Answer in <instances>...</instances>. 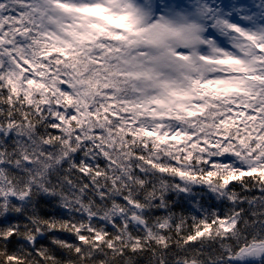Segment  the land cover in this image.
Instances as JSON below:
<instances>
[{
	"label": "snow or ice",
	"instance_id": "obj_1",
	"mask_svg": "<svg viewBox=\"0 0 264 264\" xmlns=\"http://www.w3.org/2000/svg\"><path fill=\"white\" fill-rule=\"evenodd\" d=\"M0 245L264 264V0H0Z\"/></svg>",
	"mask_w": 264,
	"mask_h": 264
},
{
	"label": "trees",
	"instance_id": "obj_2",
	"mask_svg": "<svg viewBox=\"0 0 264 264\" xmlns=\"http://www.w3.org/2000/svg\"><path fill=\"white\" fill-rule=\"evenodd\" d=\"M237 190L239 191V189L237 188ZM197 192L202 191L201 189L197 188L196 189ZM246 195L249 196H256L259 195V192L256 189H253L251 192L249 193H245ZM169 203L171 206V211L176 213V214H180L183 213L187 216H191V215H197L199 216L200 213L196 211V209L192 206V202L185 200V199H178L174 194L170 193L169 194ZM201 203L203 204V207L208 209V211H212L213 209L217 210L221 216L224 215V213L228 210L229 208V204L227 201L224 202H218L217 200H215L214 198H210L209 196L205 195L204 199L201 201ZM244 207H247V205H244ZM53 212L56 213V215H59V210H56L54 208H52L51 206L46 207L43 211L42 214L44 215H49L52 214ZM156 215H166L167 213L164 210H160L158 212L155 213ZM191 223V220L189 218V224ZM109 231H112V229L109 227ZM57 235H59L61 238L67 239L68 242L70 243H76L77 241H75L74 237L67 234V233H57ZM173 251H175V246H174V241H175V233H173ZM41 243H45L47 244V241H41ZM39 246V245H38ZM198 246V245H197ZM2 245H0V249H2ZM19 247L18 244H16L15 242H13L12 244L8 245V252L11 253L13 251H15L17 248ZM216 247L218 248V245H216ZM56 255L59 257H63L65 254L61 253L59 250H57ZM135 259V264H150V260H151V253L150 252H145L141 255H138L136 257H134Z\"/></svg>",
	"mask_w": 264,
	"mask_h": 264
}]
</instances>
